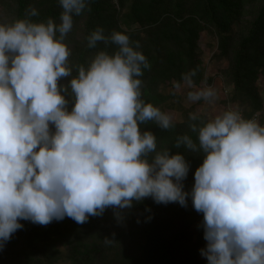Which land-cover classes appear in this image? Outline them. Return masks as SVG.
<instances>
[{
  "label": "clouds",
  "instance_id": "obj_1",
  "mask_svg": "<svg viewBox=\"0 0 264 264\" xmlns=\"http://www.w3.org/2000/svg\"><path fill=\"white\" fill-rule=\"evenodd\" d=\"M86 2L59 0V25L0 24V251L22 220L46 226L69 217L84 224L110 207L130 209L146 198L187 207L191 197L203 214L208 264H264V126L237 111L192 124L198 144L184 135L175 145L203 153L186 192L185 155L157 151L156 135L141 128L154 121L167 130L172 121L141 99L138 77L150 64L127 35L95 30L90 48L102 41L118 50L97 53L68 85L59 84L72 77L63 41ZM214 97L211 88L189 93L193 101Z\"/></svg>",
  "mask_w": 264,
  "mask_h": 264
},
{
  "label": "rangeland",
  "instance_id": "obj_2",
  "mask_svg": "<svg viewBox=\"0 0 264 264\" xmlns=\"http://www.w3.org/2000/svg\"><path fill=\"white\" fill-rule=\"evenodd\" d=\"M18 1L0 0V24L7 25L18 20ZM95 1L101 5L100 9L91 7L74 19L72 30L65 36L63 43L70 49L68 65L72 69V77L62 78L59 81L61 85H68L77 70L78 63L83 61L82 58L86 54L94 53L89 51V35L86 29L87 22L94 15L99 14L105 24L110 26L109 33L106 32L107 36L113 32L132 34L135 35L134 43L139 41V47L144 48L148 43L155 41L153 34L159 33L155 31L156 27L175 14L172 5L180 3L190 6L194 3V0H167L162 3L159 0L158 4L147 8L149 16H142L140 20L133 15L130 0ZM223 1L227 7H220L212 16H208L203 7L197 12L196 8L192 7L194 12H189V18L196 19L204 28L197 45V58L201 70L199 76L195 73L194 79L197 77L198 82L196 83L194 79L183 82L181 79L179 83L165 82L157 87L158 90L151 88L152 93H157L156 101L161 103L159 109L168 114L172 121V127L161 137L163 150H171V155H185L190 164L189 174L183 181L186 192H191L195 184V172L203 163V153L191 152L183 146L177 149L175 145L178 138L184 135L190 136L198 144L197 133L190 127L192 124L203 126L227 111H237L244 119L255 120L264 126V69L250 71L246 92L244 89L237 90L234 80L242 44L248 39L259 18L264 0ZM33 9L37 13L35 16L31 15ZM101 10H104L102 15L101 12H97ZM52 11L63 12L59 0H30L25 19L37 23V17ZM158 45L162 46L161 40L156 41V48L150 49L155 59H160L163 51L158 52ZM107 48L110 46L108 45ZM116 51L117 49L108 50L111 54ZM92 60V56L88 57L85 62L87 67ZM209 88L215 91V97L211 101L204 99L193 101L189 98V93ZM65 95L71 110L73 102L70 91ZM193 115L196 116L195 120L191 119ZM52 129L54 131V126ZM147 199L154 201L152 198ZM169 204L171 203L159 205L165 208L161 211L163 235L172 245L175 264H208L207 259L201 254V250L207 246V241L197 228L198 225H203V214L195 211L192 206L183 207L178 203H175L177 211L171 212L168 208ZM125 217L118 219L114 210L106 209L102 216L90 217L84 224H78L72 219V233L79 238V245L67 246L58 239L52 244L50 241L51 248L49 247L48 250L50 258H44L42 264H150L145 251V242L132 230L133 226H137L132 223L133 220L129 219L125 222ZM38 226L42 230L44 227L51 233V229L47 226ZM106 239H109V242H106Z\"/></svg>",
  "mask_w": 264,
  "mask_h": 264
},
{
  "label": "trees",
  "instance_id": "obj_3",
  "mask_svg": "<svg viewBox=\"0 0 264 264\" xmlns=\"http://www.w3.org/2000/svg\"><path fill=\"white\" fill-rule=\"evenodd\" d=\"M30 0H19L18 1V13L17 19H25V13ZM124 1V0H123ZM132 2V12L135 17L142 19V16H149L147 8H151L152 5L159 3V0H130ZM167 0H161V3ZM95 0L86 2V8L80 15L73 14V20L80 17L84 12H87L91 7H98L100 9V4H97ZM227 7L223 0H194L193 5H184L177 3L172 5L175 9V14L173 17L166 19L162 22L155 31L158 34H153L155 41L153 43H148L144 48L135 47V35L127 34L132 42L134 50L140 51L145 55L150 68L143 70V75L138 77L142 80L141 85V99L147 104L150 103L154 107L159 108L160 102L156 101L157 93H152L151 88L159 87L165 84V82H180L182 79L184 81L193 80L196 75L200 74V63L197 58V45L200 40V34L203 32L204 28L201 27L200 23L196 19L189 18V12H194L193 8L199 10L200 8L205 9V13L208 16L216 14V11L220 7ZM189 7V9H188ZM193 7V8H192ZM187 9V11H186ZM104 14V10L97 11ZM185 12V13H184ZM62 12H47L37 17V23H47L51 19L55 24L59 25L61 21ZM199 15V14H198ZM16 20V19H15ZM102 28L104 34L107 36L106 32L109 33L110 26H107L105 22L101 19L99 14L94 15L87 22V33L90 36L95 30ZM57 35H59L57 33ZM137 36V35H136ZM140 37V36H139ZM138 37V39H140ZM152 38V39H153ZM157 40L162 41V46L158 45L157 49L160 53V59H155L152 51L150 49L156 48L155 44ZM140 44V42L138 41ZM161 44V42L159 41ZM114 43L105 44L104 42H97L95 48H90L89 51L94 52L91 55H85L82 62L78 63L77 70L74 72L73 78L78 76L79 67L83 66L87 69V64H85L88 57L93 58L97 53L105 51L108 54V50L112 49L118 50V45ZM110 48H107V46ZM140 46V45H139ZM158 53V54H159ZM81 59V60H82ZM262 68L264 69V7L260 16L248 39L242 44L240 55L238 59L236 74L234 75V80L237 90L244 89L246 92L247 84L250 78V71ZM194 73V75H192ZM186 77L188 79H186ZM195 82L197 83V77ZM158 84V85H157ZM71 92V90L69 89ZM143 131H151L157 137V151H163V142L161 140L162 134L166 131L161 129L156 125L154 121H148L141 125ZM179 205V204H178ZM192 206L191 197L188 198L187 207ZM169 211L176 212L177 205L171 203L168 206ZM194 208V207H193ZM165 209L163 205H159L150 199H144L142 202H134L133 207L130 209H113L108 208V211L114 210V214L119 213L120 219H124L127 222L129 219L137 227L132 228L134 233H137L142 241L145 242V251L148 256V261L150 264H175L174 262V251L172 245L166 240L163 235V219L162 210ZM196 211V210H195ZM199 213V212H198ZM202 214V213H200ZM132 217H134L135 221ZM24 227L17 230L13 234L9 242L2 251H0V264H42L44 263V258L49 257V247L55 240H60L64 242L67 246L79 245L80 240L76 238L72 233V219L65 217L62 221H53L49 223L47 228L51 229V233L48 230H43L38 226V224H33L30 221H20ZM136 223V224H135ZM202 224V223H200ZM203 225H198V229L204 234ZM138 229V232H137ZM47 231V232H45ZM57 237V238H56ZM51 248V247H50ZM50 258V257H49Z\"/></svg>",
  "mask_w": 264,
  "mask_h": 264
}]
</instances>
